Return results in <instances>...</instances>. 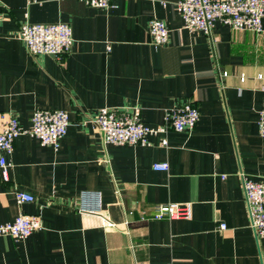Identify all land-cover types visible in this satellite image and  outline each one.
<instances>
[{
  "label": "crops",
  "instance_id": "obj_1",
  "mask_svg": "<svg viewBox=\"0 0 264 264\" xmlns=\"http://www.w3.org/2000/svg\"><path fill=\"white\" fill-rule=\"evenodd\" d=\"M180 0H0V113L29 128L40 108L70 116L58 149L30 134L15 141L9 180L0 170V223L20 213L43 227L26 238L0 235V264H264V238L251 225L243 176L264 179V30L217 21L212 37L185 27ZM170 26L150 42L149 23ZM68 22L74 44L62 57L30 54L22 22ZM190 100L193 130L150 136V144H104L100 108H137L150 125ZM167 137L168 143L162 144ZM169 162L168 170L154 164ZM17 188L35 195L18 203ZM126 229L93 225L78 211L83 192ZM190 218H153L160 204ZM227 224L221 228V223Z\"/></svg>",
  "mask_w": 264,
  "mask_h": 264
},
{
  "label": "built area",
  "instance_id": "obj_2",
  "mask_svg": "<svg viewBox=\"0 0 264 264\" xmlns=\"http://www.w3.org/2000/svg\"><path fill=\"white\" fill-rule=\"evenodd\" d=\"M88 6L108 8L113 0H81ZM179 11L184 19L185 27L190 30H203L212 37L217 21L234 30H250L261 33L264 30V0H180ZM170 26L161 18H152L149 23L150 42L155 46L166 44L170 38ZM19 37L28 52L33 56L47 54L62 57L74 44L73 28L68 22H31L24 21L19 27ZM259 74V78H263ZM264 90V86H263ZM200 119L199 108L190 100L180 103L169 110L165 122L150 125L142 121L141 110L137 108H100L94 121L103 133L104 144L133 145L150 144V136L166 134L169 130H193ZM70 116L67 110L40 108L32 115V125L24 127L18 117L0 113V170L4 180H9L10 155L15 148V141L22 134H30L44 145L60 147L61 139L67 134ZM259 131L264 136V100L260 111ZM168 143L167 137L162 144ZM158 170H168L169 162L154 164ZM243 187L248 204L251 225L256 236L264 238V179L257 180L243 176ZM94 192H83L78 211L84 216L94 219L93 225L112 226L126 229L128 220L115 222L102 208L101 198ZM91 195H94L91 198ZM15 197L18 203L33 202L36 197L29 191L17 188ZM190 207L170 202L160 204L153 218H190ZM221 228H226L225 222ZM43 227L39 215L20 213L12 221L0 223V235L14 238H26ZM164 264H174L168 262Z\"/></svg>",
  "mask_w": 264,
  "mask_h": 264
}]
</instances>
